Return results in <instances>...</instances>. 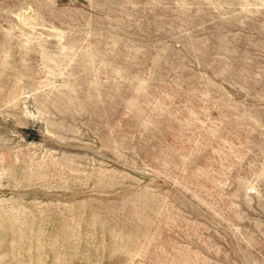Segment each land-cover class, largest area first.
I'll use <instances>...</instances> for the list:
<instances>
[{
	"label": "rangeland",
	"instance_id": "obj_1",
	"mask_svg": "<svg viewBox=\"0 0 264 264\" xmlns=\"http://www.w3.org/2000/svg\"><path fill=\"white\" fill-rule=\"evenodd\" d=\"M0 264H264V0H0Z\"/></svg>",
	"mask_w": 264,
	"mask_h": 264
}]
</instances>
